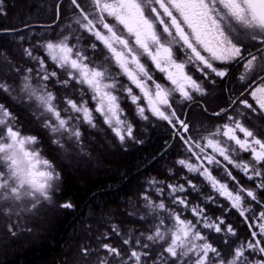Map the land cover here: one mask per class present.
<instances>
[{"label":"snow or ice","instance_id":"1","mask_svg":"<svg viewBox=\"0 0 264 264\" xmlns=\"http://www.w3.org/2000/svg\"><path fill=\"white\" fill-rule=\"evenodd\" d=\"M88 3L86 9L79 0H69L74 19L67 26V33L59 39H45L23 48L22 54L35 67L21 70L12 65L21 80L18 91L7 80H0V92L27 103L52 144L64 149L71 142L83 153L81 126L97 129L101 123L121 145L127 141L143 143L134 135L133 123L121 107L123 100L135 106L139 119L148 121L146 113H150L188 133L189 124L177 116L173 107L174 94L187 102L194 101V94L206 96L203 81L213 85L224 81L230 75V65L243 69L238 77L242 89L235 99H230V106L239 104L247 112H238L241 119L228 115V122L200 139L180 134L179 139L191 155L178 159L176 164L192 178L185 175L181 177L185 183L166 185L167 199L176 207L163 198L157 202L143 193L147 212L139 219L147 221L151 217L150 230L136 236L129 230L122 237L127 248L101 241L98 248L82 247V255L87 258L95 252L96 264H264V200L256 191H264V0ZM62 7L60 0L56 19L60 18ZM85 35L87 43H82ZM39 49H43V56L34 54ZM0 57L5 63H12L5 52L0 51ZM155 72L163 74L162 79L171 87L158 82ZM195 73L200 74L199 79ZM50 84L59 85L65 94L58 97ZM89 94L94 107L89 106ZM249 97L254 103L249 102ZM227 112L228 109H221L212 114L221 116ZM253 115L258 122L249 126ZM39 143L36 135L22 134L18 117L0 103V210L9 218H19L7 225L13 237L19 234L18 230L31 231L21 229L20 221L28 218L22 214L35 216L45 203H53V195L59 191L61 174L36 147ZM242 153L250 158L237 159ZM229 166L247 180L259 178V182L254 188H245ZM214 169L221 170L225 179L214 175ZM169 173L173 174L172 169ZM201 177L215 195L205 194L201 185L193 182ZM230 182H234L232 187ZM148 183L158 197L165 196V187H155L163 185V181L153 178ZM192 193L202 203L190 201ZM220 198L228 202V207L219 203ZM253 202L260 207L259 212L254 210ZM208 205L221 208L223 215L213 218L208 214ZM59 207L72 209L74 205L65 201ZM232 209L247 223L251 238L225 255L210 241L209 234H219L224 244L237 236L236 229L225 219ZM185 212L192 219L185 217ZM111 232L121 236L117 225L111 227ZM107 239L105 233L104 240Z\"/></svg>","mask_w":264,"mask_h":264},{"label":"trees","instance_id":"2","mask_svg":"<svg viewBox=\"0 0 264 264\" xmlns=\"http://www.w3.org/2000/svg\"><path fill=\"white\" fill-rule=\"evenodd\" d=\"M59 1L0 0V8L3 10L0 11V51L5 52L12 62L7 64L0 57V71L7 68L8 72H14L12 65L23 70L22 53L24 47H32L33 44L45 39H59L60 37L56 34L60 30L64 32L63 30L68 29L67 26L72 23V18H74L73 10L69 7V0H63L60 18L56 19V4ZM79 2L87 8L83 0H79ZM20 37H24V39L21 41ZM39 51L37 50L35 54L42 55ZM228 67L230 75L224 81L218 80L215 85L203 81L208 93L206 96L194 94V101L187 102L180 100L178 93L174 94L176 102L173 107L177 116L189 124L188 133H182L179 125L174 128L166 121L152 117L150 113H146L150 117L148 121L139 119L135 115V106L123 100L121 107L125 109L128 119L133 123L134 135L143 143L127 141L125 145H121L117 140L118 143L115 146L117 149L110 153L113 158L110 161L106 160L105 168L102 170L90 169L88 174L75 175L77 176L75 178L69 173H65L64 178L62 176L60 181L61 189L57 204L59 206L65 201H70L74 207L72 209L59 207L47 225L49 226L47 230L35 240L25 237L22 242H16L14 238H9L6 234L4 240L8 247L0 248V264H96L97 254L93 252L85 258L81 253L82 247L98 248L99 243L104 241L117 247L127 248L128 246L122 244V237L126 236L129 230L133 231L134 236L144 231V228L128 218V214L135 211L138 217L146 214L147 210L143 207L146 203L142 199L143 193L147 192L157 202L163 198L171 207H176L171 205L170 200L167 199L168 189L166 185L168 183H185L181 179L185 175L192 178L191 174L176 164L178 159L187 158L191 155L186 151L179 135H190L194 139H200V137L213 132L218 125L228 122V115L241 119L238 112L241 110L247 112L239 104L230 106V99H235L242 89V83L238 79L242 67L239 65ZM154 75L158 81L167 86L170 85L169 82L162 79L163 74L155 72ZM196 77L199 79L197 75ZM0 80L10 82L7 75L2 73H0ZM49 87L57 93L58 97L65 94V90L59 85ZM249 102L254 103L250 97ZM0 103H3L18 117L22 134L36 135L39 138L41 148L51 154L53 153L54 146L49 141L47 131L40 127L31 113L29 116L23 108L16 110L8 102L7 95L3 92H0ZM141 104H145V102L141 101ZM221 109H228V112L221 116L212 114ZM257 122L255 115H253L249 126ZM241 158L247 160L250 155L242 153L241 157H237V159ZM192 159L195 162V158ZM229 168L231 169V166ZM169 169H172L173 174L169 173ZM231 170L245 188H254L255 184L259 182V178H256L255 181H249L243 173L236 169ZM213 174L222 180L225 179L219 169H214ZM153 178L164 182L163 185L157 184L155 186L165 187L164 197H158L155 188L148 183ZM193 182L200 184L201 191L205 194L215 195L206 184H203L202 177ZM233 183L230 182L229 186L232 187ZM256 191L261 200H264V191L260 189H256ZM189 200L193 203H202L201 198L196 193H192ZM219 203L228 207V202L223 198L219 199ZM253 208L256 212L261 210L254 202ZM179 210L178 208L177 211ZM207 211L213 218L223 215L221 208L216 205H208ZM184 216L192 219L188 212H185ZM225 219L236 229L237 236L230 237L229 244H224L219 234L210 233L209 239L221 250L222 254L230 255L232 248L251 238V233L247 223L234 209L225 215ZM251 222V220L248 221V223ZM148 223L150 230L153 223L151 217L148 218ZM113 225L119 226L121 236H116L111 232ZM252 230L258 231L256 228ZM105 233L108 234L106 241L104 240ZM97 237L100 240H97ZM99 254L104 255L102 249ZM245 255L247 256L248 253L246 252ZM256 258L260 257L256 256Z\"/></svg>","mask_w":264,"mask_h":264},{"label":"rangeland","instance_id":"3","mask_svg":"<svg viewBox=\"0 0 264 264\" xmlns=\"http://www.w3.org/2000/svg\"><path fill=\"white\" fill-rule=\"evenodd\" d=\"M83 1H84V5L87 6L86 9H88L89 8L88 0H83ZM73 26L76 27L75 24H73ZM67 30L68 29L63 30L64 32H61L60 30V32L56 34V36L60 37L61 34H66ZM82 43H87L86 35H85V40L82 41ZM39 50H38L39 53L41 52L42 54L41 56H43L44 55L43 49H39ZM35 53L36 51L34 52V54ZM88 54L92 55L90 50ZM100 59L102 60L103 57H100ZM23 64H24V68L35 67L34 62L28 59L27 57H25L24 55H23ZM48 64L51 67V61H48ZM113 71L115 72L117 71V69L113 67ZM242 71L243 69L241 70V72ZM0 73L7 75V79L10 81L9 84L13 85L14 88H17V91H18V86L21 83L19 74L15 72H8L7 68L1 70ZM196 75L200 78L199 73H195V78H197ZM121 79L123 80L124 78L121 77ZM33 83H35V80L33 81ZM49 86H51V84ZM168 87H171V86L168 85ZM73 95H76V93H74ZM86 98H89V106L94 107V102L90 100V94H89V97H86ZM7 100L14 108H16V110L19 108L20 109L23 108L26 111L25 113L30 116L32 109L28 107L27 103H21L19 100H14L12 97L8 95H7ZM124 101L128 102L129 104L131 103L128 100H124ZM81 131L84 133V136H83L84 152L83 153H81L79 149H77L75 145L72 144L71 142L66 143L64 149H60L56 145L53 144L54 148L52 149V151L53 153L55 152V154L53 153L51 154L49 151L43 150L40 144L36 146L42 150L41 154L53 163L56 170L60 172L61 178L62 176L64 178L65 173L67 174L69 173L70 175H72L73 178H75L77 177L75 175L88 174L90 172L88 170L90 169L94 171L102 170L103 168H105L104 163L107 162L106 160L110 161L111 158H113L111 157L112 155L110 153L115 152V150L117 149L115 148L116 143H118L117 139L114 138V136L112 135L111 131L107 128V126L103 125L102 123L99 125L97 129H90L87 126L82 125ZM25 135H29V134L26 133ZM47 136L50 139L49 141H51V137L49 136L48 133H47ZM60 181L58 182L59 190L61 189ZM62 183H63V180H62ZM58 196H59V191L53 195V203L51 204L45 203V205L41 208V210L35 216H32L27 213L22 214L23 216H27L28 218L26 220L20 221L21 229L30 228L31 231L18 230L19 234L16 237H13L11 234H9L7 230V225L9 223L16 222L19 218H17L14 215L11 218H9L3 214L2 210H0V248L8 247L6 241L4 240V237L6 234L8 235L9 238L10 237L14 238L16 242H22V240L25 237H28L31 240H35L38 236L42 235V233H44L49 227L47 225L51 222L52 217H54L53 215L56 213L57 209H59V206L57 204ZM128 218L133 220L140 227L144 228V231L149 230L148 220L147 221L140 220L139 217L137 216L136 211L133 212V215L128 214ZM12 242L14 241L12 240Z\"/></svg>","mask_w":264,"mask_h":264}]
</instances>
